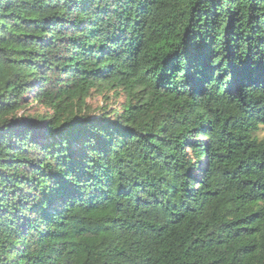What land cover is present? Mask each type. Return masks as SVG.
Listing matches in <instances>:
<instances>
[{
	"label": "trees",
	"instance_id": "16d2710c",
	"mask_svg": "<svg viewBox=\"0 0 264 264\" xmlns=\"http://www.w3.org/2000/svg\"><path fill=\"white\" fill-rule=\"evenodd\" d=\"M0 264H264V0H0Z\"/></svg>",
	"mask_w": 264,
	"mask_h": 264
},
{
	"label": "rangeland",
	"instance_id": "374dc122",
	"mask_svg": "<svg viewBox=\"0 0 264 264\" xmlns=\"http://www.w3.org/2000/svg\"><path fill=\"white\" fill-rule=\"evenodd\" d=\"M123 101V96H112L109 101L105 100L102 95L99 94H93L91 95L87 100L86 104L91 107L92 109L96 110L105 106L109 107L110 110L112 108H116L120 103ZM45 109L42 108L41 106L35 105L31 108H28L25 111H20L17 116H27V115H33L34 113L37 114H44Z\"/></svg>",
	"mask_w": 264,
	"mask_h": 264
}]
</instances>
